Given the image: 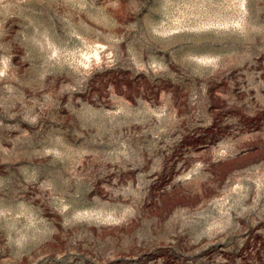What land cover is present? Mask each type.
Returning a JSON list of instances; mask_svg holds the SVG:
<instances>
[{"label":"rangeland","instance_id":"rangeland-1","mask_svg":"<svg viewBox=\"0 0 264 264\" xmlns=\"http://www.w3.org/2000/svg\"><path fill=\"white\" fill-rule=\"evenodd\" d=\"M0 264H264V0H0Z\"/></svg>","mask_w":264,"mask_h":264}]
</instances>
